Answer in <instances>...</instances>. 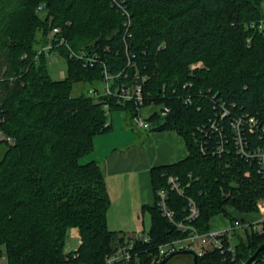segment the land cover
Returning <instances> with one entry per match:
<instances>
[{
    "label": "trees",
    "instance_id": "1",
    "mask_svg": "<svg viewBox=\"0 0 264 264\" xmlns=\"http://www.w3.org/2000/svg\"><path fill=\"white\" fill-rule=\"evenodd\" d=\"M263 3L0 0V104L5 130L15 139L0 144V258L8 264H106L120 246L133 244L128 264H158L161 244L188 235L163 215L160 189L169 191L176 221L188 216L189 200L195 201L199 216L192 224L199 232H208L219 215L230 224L240 220L229 207L259 213L264 177L256 159L238 152L229 127L241 115L264 124ZM56 27L57 37L83 58L71 57L68 46L54 48ZM50 42L48 52L68 63L65 78L53 79L48 52L40 53ZM90 57L93 64L86 63ZM105 68L116 77L114 90L142 82L146 103L90 95V88L104 85ZM76 84L90 88L75 95ZM186 96L192 101L185 103ZM152 102L171 110L165 116L155 112L151 129L177 130L189 155L152 168L156 201L143 206L152 217L146 240L108 227L111 199L102 165L84 157L94 150L96 135L112 130L113 111L125 110L135 122L139 109ZM225 109L229 114L222 117ZM211 119L227 139L211 127ZM244 134L249 151L262 143L259 130L245 125ZM199 138L209 153L220 144L224 150L208 156ZM170 176L179 178L182 192L171 189ZM72 228H78L81 243L67 251ZM238 237L234 252L207 250L199 264H245L264 243V221L247 240ZM252 263L264 264V250Z\"/></svg>",
    "mask_w": 264,
    "mask_h": 264
},
{
    "label": "crops",
    "instance_id": "2",
    "mask_svg": "<svg viewBox=\"0 0 264 264\" xmlns=\"http://www.w3.org/2000/svg\"><path fill=\"white\" fill-rule=\"evenodd\" d=\"M158 109L157 106L147 105L140 109V113L149 120ZM117 111L110 115L112 130L95 136L94 150L84 157V161L96 160L102 165L111 199L108 227L123 232L126 237L138 238L147 235L152 225L151 214L143 209L144 205H154L156 201L152 168L185 159L189 149L186 139L177 130L141 128L140 132H133L128 113L125 110ZM260 205L259 213H241L228 208L235 217L249 225L250 228L235 230L244 240L255 229L254 225L263 220L264 199ZM228 227L230 222L222 215L210 222V230ZM71 233L80 238L78 228H73ZM186 256L192 263V258ZM0 264H8L7 258H0Z\"/></svg>",
    "mask_w": 264,
    "mask_h": 264
},
{
    "label": "built area",
    "instance_id": "3",
    "mask_svg": "<svg viewBox=\"0 0 264 264\" xmlns=\"http://www.w3.org/2000/svg\"><path fill=\"white\" fill-rule=\"evenodd\" d=\"M42 8V6L40 7ZM60 33L59 28H54L52 34H54V48L57 46H68L70 50V56H77L79 58H83V54H75L71 48L69 47L66 39L64 37H57L56 34ZM56 36V37H55ZM52 42V41H51ZM49 43L47 46H45L41 51L48 52L50 49H52L53 44ZM47 57L49 59V62H52V59L54 58L56 61H58L61 57L58 52L54 51V54L51 52L47 53ZM94 58L90 57L86 59V63L93 64ZM200 65V64H198ZM194 65L193 67H195ZM122 73L117 74V76H120ZM66 77V72L61 71V78ZM116 77L114 75H111L108 70L105 68L104 70V85L102 90H98L95 88L89 89V94L100 97V96H109L116 98L119 102L124 101H130L134 102L136 105L143 106L146 101L147 97L144 94V87L142 82H133L131 84H125L122 83L114 90L112 89V83ZM146 78H143V81H145ZM185 103H189L192 101L190 96L184 97ZM150 105L154 106V102H152ZM104 108L109 110V104L105 103ZM141 109V108H140ZM137 115V118L135 120V124L144 129H151L152 125L146 118L143 117V115L140 113ZM171 108L164 105L159 107V109L156 112H159L162 116L167 115L170 112ZM229 111L225 109L224 113L221 115L222 117L228 116ZM212 122L211 127L213 129H217L220 131L221 136L224 139H227L228 134L226 130L219 126L218 122L211 119ZM5 122L6 117L4 115V110L2 107V104H0V144H14L15 139L13 136L8 134L5 130ZM245 125L249 127L251 130H259L260 131V139L262 140V143L259 144L257 147H255L253 150L249 151L248 148V139L246 138L244 134V128ZM208 126H204L202 129H206ZM229 131L232 135V139L235 142V145L237 147L238 152L246 157L248 160L250 159H256L259 166V171L264 177V124H261L259 119L256 116L253 115H241L239 117L234 118L229 127ZM207 135V133H206ZM226 135V136H225ZM200 140L199 146L201 148V151L206 155H212L215 156L216 153L218 154L224 150V144H220L218 147H213V150H216L212 153H209L210 151L205 146L206 141L205 139H198ZM169 183L171 185V189H176L179 192H182L180 188L179 178L176 176H170L169 177ZM157 195L159 197L158 205L163 213L164 216H166L171 222L176 224L180 230L183 232H187L188 235L182 238H178L175 240L168 241L166 243H163L159 246V252L157 257L155 258L156 262H160L165 257L169 256L173 252H176L178 250H185L190 249L195 251L198 256H202L207 252V250L211 249H221V250H230L232 252L235 251L234 245L231 243V234L233 231H235L238 228L245 227L250 228L248 224H244L241 220H236L234 224H230V227L223 230H209L208 232H199L196 227L192 224V222L199 216V209L192 199L189 200V213L188 216L182 221H176L175 220V214L174 211L171 210L168 206V195L169 191L167 189H160L157 192ZM261 208V205H260ZM261 210V209H260ZM264 221V217L261 223H257L254 225V230H261L262 223ZM146 240H149L148 236H145ZM229 241V245L227 247L225 246V241ZM81 243V240L79 241ZM133 244H127L124 246H120L112 255L108 256L106 264H128L133 257ZM255 264V263H252Z\"/></svg>",
    "mask_w": 264,
    "mask_h": 264
},
{
    "label": "rangeland",
    "instance_id": "4",
    "mask_svg": "<svg viewBox=\"0 0 264 264\" xmlns=\"http://www.w3.org/2000/svg\"><path fill=\"white\" fill-rule=\"evenodd\" d=\"M263 11H264V3H263ZM48 70L50 75L53 79H60L61 78V71L68 72V63L66 62L65 58L61 57L58 61H56L54 58L52 59V62H49L48 64ZM88 87H83L82 84H76L74 94L77 95L81 91L87 92ZM100 90L103 89V86H99ZM120 111V110H119ZM117 111V112H119ZM124 112V111H123ZM130 126L133 128V132H140L141 128L135 125V122L129 118ZM73 229V228H72ZM72 229L69 231V237L66 244V250H74L78 245L80 244L78 241L81 240L80 238H77V236H73ZM239 241V237L235 234V231L231 234V243L235 246L236 243ZM167 264H192L188 257L186 255H178L174 258H172Z\"/></svg>",
    "mask_w": 264,
    "mask_h": 264
},
{
    "label": "water",
    "instance_id": "5",
    "mask_svg": "<svg viewBox=\"0 0 264 264\" xmlns=\"http://www.w3.org/2000/svg\"><path fill=\"white\" fill-rule=\"evenodd\" d=\"M263 250H264V243L261 244L258 247V249L255 251V253L246 261L245 264H249ZM183 254L192 256L193 257L194 264H199L198 254L195 251L190 250V249L178 250L176 252H173L169 256H167L164 259H162L158 264H167L175 256H177V255H183Z\"/></svg>",
    "mask_w": 264,
    "mask_h": 264
}]
</instances>
